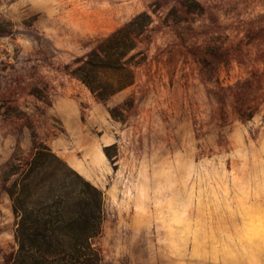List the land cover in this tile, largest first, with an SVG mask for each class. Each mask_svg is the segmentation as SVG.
Wrapping results in <instances>:
<instances>
[{
	"label": "rangeland",
	"instance_id": "obj_1",
	"mask_svg": "<svg viewBox=\"0 0 264 264\" xmlns=\"http://www.w3.org/2000/svg\"><path fill=\"white\" fill-rule=\"evenodd\" d=\"M137 16L98 99L72 72ZM36 148L37 196L98 191L100 264H264V0H0V264Z\"/></svg>",
	"mask_w": 264,
	"mask_h": 264
},
{
	"label": "trees",
	"instance_id": "obj_2",
	"mask_svg": "<svg viewBox=\"0 0 264 264\" xmlns=\"http://www.w3.org/2000/svg\"><path fill=\"white\" fill-rule=\"evenodd\" d=\"M137 23L138 16L100 42L74 68L73 75L96 98L105 99L130 83L122 58L133 49ZM104 71L109 75L102 76ZM56 159L48 148H36L21 188L7 190L16 216L17 242L7 264H100V256L89 242L99 229L96 188L83 181L76 196L59 194L54 188L47 198L37 196L42 167Z\"/></svg>",
	"mask_w": 264,
	"mask_h": 264
}]
</instances>
